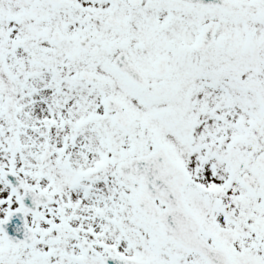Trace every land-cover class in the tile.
I'll return each mask as SVG.
<instances>
[{"label":"snow or ice","instance_id":"6c2138e0","mask_svg":"<svg viewBox=\"0 0 264 264\" xmlns=\"http://www.w3.org/2000/svg\"><path fill=\"white\" fill-rule=\"evenodd\" d=\"M0 264H264V0H0Z\"/></svg>","mask_w":264,"mask_h":264}]
</instances>
